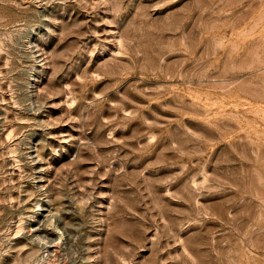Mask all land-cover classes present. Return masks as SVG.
Returning <instances> with one entry per match:
<instances>
[{
  "label": "rangeland",
  "instance_id": "374dc122",
  "mask_svg": "<svg viewBox=\"0 0 264 264\" xmlns=\"http://www.w3.org/2000/svg\"><path fill=\"white\" fill-rule=\"evenodd\" d=\"M0 264H264V0H0Z\"/></svg>",
  "mask_w": 264,
  "mask_h": 264
}]
</instances>
